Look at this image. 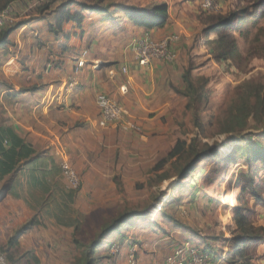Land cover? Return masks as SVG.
Wrapping results in <instances>:
<instances>
[{
    "label": "rangeland",
    "instance_id": "rangeland-1",
    "mask_svg": "<svg viewBox=\"0 0 264 264\" xmlns=\"http://www.w3.org/2000/svg\"><path fill=\"white\" fill-rule=\"evenodd\" d=\"M103 1L102 6L110 7L123 0ZM250 1L229 0L223 10L205 12L198 0H190L202 24ZM24 10L20 5L17 15L25 16ZM71 10L80 9L73 5ZM27 11L32 13V7ZM83 13L86 23L96 18L89 10ZM109 13L121 18L117 8ZM25 20L30 19L20 21ZM15 22L1 27L0 33L7 26L18 28ZM240 31L231 32L239 57L216 59L206 45L213 60L206 67L200 54L188 53L187 68L195 92L190 98L180 94L179 113L172 118L163 116L164 122L168 120L177 129L176 141L185 142L182 153L160 164L167 153L161 155L154 142L140 143L130 134L125 139L132 143L131 148L124 153L119 148L109 152L115 161L110 179L86 181L81 175L78 191L61 185V180L54 181L55 188L45 194L50 214L40 217L44 227L38 238L45 241L39 249L40 258L31 260V251H35L31 250V222L39 218H30L20 228L22 245L6 250L0 242L7 264H127L128 248L123 249L122 244L136 245L138 264H150L149 260L163 264L173 249L183 245L199 251L207 264H242L244 260L264 264V156L249 161L250 155L245 154L258 142L263 143L258 151L264 154V107L245 94L249 87L260 88V95L264 89V15ZM6 40L12 43L9 36ZM235 103L237 107L254 105L255 114L241 119L232 106ZM119 162L124 164L118 169ZM56 167L58 171L59 164ZM244 185L255 188L261 200L249 189L241 191ZM238 210L252 227L253 237L247 238L250 246L243 257L227 261L234 249L228 240L237 233L234 217ZM118 217L125 223L107 228ZM207 247L216 251L217 257L208 256Z\"/></svg>",
    "mask_w": 264,
    "mask_h": 264
},
{
    "label": "crops",
    "instance_id": "crops-1",
    "mask_svg": "<svg viewBox=\"0 0 264 264\" xmlns=\"http://www.w3.org/2000/svg\"><path fill=\"white\" fill-rule=\"evenodd\" d=\"M42 1L46 0L11 3L15 23L19 26L9 34L12 43L0 45V128L13 130L34 151L35 162L43 164L39 170L24 167L1 178L0 242L6 250L22 245L21 226L30 218H39L31 222V250H35L31 251V260L40 258L39 249L45 243L44 239L38 238V233L44 227L41 219L50 214L46 192L55 188L56 180H61L60 184L68 188L61 170L54 168L56 164L60 167L62 154L67 155L88 181L113 176L114 154L109 152L119 148L124 153L131 148L132 143L125 139L130 134L140 143L154 142L161 155L168 153L178 132L168 120L164 122L163 116L172 118L180 111V95L172 87L183 88L182 74L187 68L189 54H200L206 67L213 61L203 43L204 38L210 36L204 32L205 24L198 19L199 11L190 0H149L145 3L123 0L110 7L102 6V1L100 5L104 12L93 11L94 20L84 22L86 15L83 13L80 24L65 22L58 31H52L51 27L56 22L55 8L62 0H54L48 10L40 12ZM228 1L217 0L218 9H225ZM19 3L27 12L23 17L16 13ZM162 3L168 7L167 24L151 30L133 25L119 6L149 9ZM31 7L32 13L27 11ZM115 8L121 18L109 13ZM26 17L30 20L20 21ZM170 35L179 36L171 46L176 55L173 61L154 59L146 66L137 64L133 51L136 40L144 36L161 40ZM77 59H84L87 64L78 69ZM93 64L98 65L97 68L93 69ZM124 65L128 68L130 82L127 94L122 96L118 87L127 78L120 71ZM68 80L76 82L69 98L70 108L46 104L50 93H55L58 85ZM99 93L124 104L142 125L145 139L114 127H95L96 95ZM123 164L119 162L117 168ZM30 177L31 186L28 184ZM13 237L17 240L9 244ZM122 245L123 249H129V245ZM148 262L160 264L159 261Z\"/></svg>",
    "mask_w": 264,
    "mask_h": 264
},
{
    "label": "trees",
    "instance_id": "trees-1",
    "mask_svg": "<svg viewBox=\"0 0 264 264\" xmlns=\"http://www.w3.org/2000/svg\"><path fill=\"white\" fill-rule=\"evenodd\" d=\"M16 0H0V9L6 7ZM103 0H94L89 3H85L81 0H62L58 3L55 8L56 22L51 27L52 31H58L61 29L62 24L69 21H74L80 24L83 19V10H89L91 12H104L100 3ZM54 0H46L45 3L39 6V11L44 12L49 9L50 5ZM75 5L80 8V10H71V7ZM120 10L123 12L125 17L135 26L143 27L145 29H159L164 27L168 21V7L166 4L154 5L151 8H138L133 5H119ZM264 15V0H252L248 5L239 8L235 12H227L225 14L220 13L209 17L205 21V27L203 28L206 34L210 33V38L206 39L205 45L210 48L211 53L214 54L216 59L222 60H231L236 57H239L238 47L231 35L232 31H237L241 34V28H243L249 21H256L258 18H261ZM17 28V25L7 26L4 29H1L0 33V45L3 46L7 44V37L9 34ZM214 36V37H212ZM182 74V81L185 86L182 89L177 87H172L174 92L177 94H182L185 97L190 98V93L195 92V87L192 84L190 69L185 68ZM249 86V85H248ZM250 96H254L257 101L260 102V106L264 107V89L262 90V95H260V88L249 87L248 93H245ZM235 108L237 114H240L241 119H244L253 116L255 114L254 105H241L237 107V104H232ZM4 141L8 143L5 145ZM263 143H254L250 145V150L245 154L246 156L251 157V160H260L264 154H262L261 149ZM185 142L177 140L171 150L167 153L166 157L160 160V164H163L167 160L177 158L183 151ZM241 150V148H240ZM34 151L24 142L23 139H20L17 135L13 133V130L8 128H0V180L4 176L10 173H16L24 167H30L32 170H39L43 168V164H38L35 162ZM260 157H258V156ZM264 160V159H263ZM37 161V160H36ZM184 172L186 169H182ZM256 170V169H255ZM31 172V171H30ZM36 183V181H33ZM28 184L31 186V177L28 181ZM119 186V185H118ZM119 191H122V187H119ZM249 189L256 200H261L260 196L255 193V188L242 186L241 191ZM71 193V192H69ZM31 199V193L29 194ZM235 223L237 227V233H234L233 236L228 240L229 243L234 244V249L232 253L226 258L227 261H230L234 256L243 257L245 251L250 246L249 239H252V227L248 225L247 219L241 212L238 210L235 212ZM125 223L121 217L116 218L112 224L108 225L107 228H114L116 224ZM118 224V225H119ZM70 226V223H69ZM129 227V225H127ZM249 238V239H247ZM16 237H13L9 240V244H12L16 241ZM208 256H216L218 253L216 251L210 250L208 247L206 249ZM242 264H253L250 261L244 260Z\"/></svg>",
    "mask_w": 264,
    "mask_h": 264
},
{
    "label": "built area",
    "instance_id": "built-area-1",
    "mask_svg": "<svg viewBox=\"0 0 264 264\" xmlns=\"http://www.w3.org/2000/svg\"><path fill=\"white\" fill-rule=\"evenodd\" d=\"M199 7L205 11H213L218 8L215 0H199ZM13 6L12 4L0 9V28L11 24L13 21ZM179 40L178 35H170L161 40H154L149 36L141 37L136 40L133 45L135 59L138 65L146 66L152 60H166L171 62L175 58V52L171 46ZM85 55V52L83 53ZM86 63L84 59H77L76 68H82ZM98 65L93 64L92 68H97ZM122 74L126 75V81L118 87L122 96L126 95L129 88L128 68L122 66L120 68ZM76 82L74 80L62 81L57 91L50 93L46 99V104H56L63 108H70L69 98L72 94ZM96 105L98 109L97 117L94 120V126L101 129L114 127L125 132H133L139 134L142 139H145L142 125L130 114L124 104L107 96L103 93L96 95ZM60 162V170L62 176L67 182L68 188L78 191L82 186V177L80 172L72 165L67 155L62 154ZM136 245L129 246L127 251V263L137 264L135 256ZM0 264H7L4 253L0 250ZM165 264H207L206 257L188 246L176 247L166 256Z\"/></svg>",
    "mask_w": 264,
    "mask_h": 264
}]
</instances>
